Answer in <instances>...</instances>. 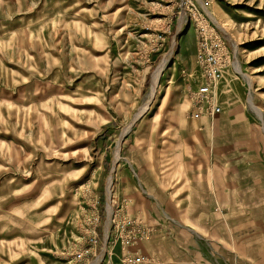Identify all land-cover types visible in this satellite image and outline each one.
Masks as SVG:
<instances>
[{"label":"rangeland","instance_id":"374dc122","mask_svg":"<svg viewBox=\"0 0 264 264\" xmlns=\"http://www.w3.org/2000/svg\"><path fill=\"white\" fill-rule=\"evenodd\" d=\"M201 30L223 42L211 121L189 99ZM189 133L203 158L264 165V0H0V264H122L135 229L115 238L118 204L147 224L112 195L115 170L162 175ZM236 213L220 208V239L238 231L234 264H251L264 237ZM143 241L127 252L149 263ZM228 245L204 255L227 264Z\"/></svg>","mask_w":264,"mask_h":264},{"label":"crops","instance_id":"0c3cea01","mask_svg":"<svg viewBox=\"0 0 264 264\" xmlns=\"http://www.w3.org/2000/svg\"><path fill=\"white\" fill-rule=\"evenodd\" d=\"M188 135L187 152L181 153L180 145L176 160L169 155V169L162 175L154 167L143 176L132 172L134 177H131L121 167H117L114 173L112 195L130 199L131 210L154 231V236L138 247V251L150 257L148 264H219L204 254H213L219 247L223 249V244H229L222 243L220 237L235 224L236 218L232 220V226L228 225L229 219L220 215L223 206L233 207L239 214L233 218L237 217L242 223L247 221L246 224H250L247 227L257 226L264 237V165L250 164L242 169L240 164H225L234 156L232 149L225 150L222 155L216 154L221 159L210 153L203 158V149L195 148L196 140L200 142L199 138L203 137ZM217 168L225 169L218 174ZM146 175H150L148 179ZM218 177L223 186L219 185ZM245 229L241 234H246ZM237 232L231 233L228 250L232 263L229 260L227 264H234L233 260L237 259L243 262L244 254L249 252V248L244 246L246 241ZM235 237L241 241L237 250V253H242L240 257L232 254ZM256 244L252 251H256L257 257L251 264L262 263L258 253L264 250V238Z\"/></svg>","mask_w":264,"mask_h":264},{"label":"bare ground","instance_id":"6f19581e","mask_svg":"<svg viewBox=\"0 0 264 264\" xmlns=\"http://www.w3.org/2000/svg\"><path fill=\"white\" fill-rule=\"evenodd\" d=\"M204 5L207 6L208 3L206 2ZM197 34L202 35L203 40L205 41V43L208 44V49L210 48L209 44L210 45L214 44L217 46L216 51H215L216 56H217L216 60L219 61L221 58L220 63H222V65L218 69L210 67V68H208V69H210L208 72L201 73V70L199 69L200 66L196 62L197 68L200 72V81H199L198 86L194 90H192V92H194L198 96H201L197 89L204 83L205 77L209 78L211 80L210 84H212V86L210 88V91L208 88L207 93H205L202 96V97H204L203 101L206 104L205 109L199 110V112L202 114L203 117H205L208 121H211V120H213V118L215 116H217L220 113V107L216 104L215 87H216V83L218 81V78L220 76V72H221L220 69L223 66V56H222L223 42H221V40L217 37H215L211 40H206V38L203 36L204 34L202 33V30L200 32H198ZM196 61H197V57H196ZM158 77H159V75H157V77L155 79V82L153 85V90L155 89V87L157 85ZM208 91H209V93H208ZM116 157H118V156H116ZM116 216L118 219H116ZM112 222H113V225L111 227L112 228L111 231H112V233L114 232L115 238L119 237L121 240H122L121 236H123L122 230L124 229L125 224H127L126 226L132 225L131 228L135 229V231L133 232L134 234L132 235L131 239L129 240L130 242L128 241V243L126 242L125 244L122 245V249H121L122 251L120 253V255H121V257H120L121 261L120 262L121 263H122V260L124 261L127 258V256H133V254L127 252V248L135 245L136 243H138L140 241L146 240L153 233L152 229L149 228L147 225H145L143 222H141L139 219L131 218L128 215L126 206L122 203L120 205L118 204L117 210L113 214ZM135 224L139 228H137ZM122 242H123V240H122ZM136 256L142 257L144 259L143 264L148 263V259L145 256L140 255V254H136Z\"/></svg>","mask_w":264,"mask_h":264},{"label":"built area","instance_id":"2783aa9c","mask_svg":"<svg viewBox=\"0 0 264 264\" xmlns=\"http://www.w3.org/2000/svg\"><path fill=\"white\" fill-rule=\"evenodd\" d=\"M196 39V37H195ZM198 39V43H197V47H198V52H197V63L199 67V69L201 70V73H206L208 72L210 69L208 68H215L218 69L222 63H220V60L217 61L216 58V52H214L213 54L209 53V49H208V44L205 43V41L203 40L202 35H198L197 37ZM214 45V44H213ZM216 46V45H215ZM217 47V46H216ZM211 80L209 78H204V83L197 89L200 93L201 96L196 95L194 92L190 91L189 92V99L190 102L192 104L193 107V111L191 113V115L193 116L196 113H199V110L201 109H205L206 104L204 103V97H202L205 93H207V90L212 86V84H210ZM208 91V93H209ZM144 259L142 257L133 255V256H127V258L123 261L122 260V264H143Z\"/></svg>","mask_w":264,"mask_h":264}]
</instances>
